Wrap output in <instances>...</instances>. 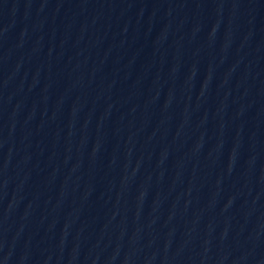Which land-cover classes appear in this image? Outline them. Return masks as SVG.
Wrapping results in <instances>:
<instances>
[{
  "label": "water",
  "instance_id": "obj_1",
  "mask_svg": "<svg viewBox=\"0 0 264 264\" xmlns=\"http://www.w3.org/2000/svg\"><path fill=\"white\" fill-rule=\"evenodd\" d=\"M264 0H0V264H248Z\"/></svg>",
  "mask_w": 264,
  "mask_h": 264
}]
</instances>
